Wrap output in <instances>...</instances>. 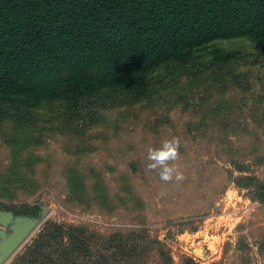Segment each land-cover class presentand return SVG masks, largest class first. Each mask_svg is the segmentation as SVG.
<instances>
[{
	"label": "trees",
	"instance_id": "obj_1",
	"mask_svg": "<svg viewBox=\"0 0 264 264\" xmlns=\"http://www.w3.org/2000/svg\"><path fill=\"white\" fill-rule=\"evenodd\" d=\"M237 40L264 50V0H0V135H9L5 141L11 147L9 167L0 171V194L13 199L17 191L36 193L50 170H37L42 158L28 149L36 138L25 130L6 134L4 121H22L32 109L56 103L76 110L106 91L133 94L206 52L218 62L239 60V50L217 46ZM184 108L198 119L183 125L179 153L185 154L189 135L193 141L214 140L237 172L227 170V182L247 191L264 210V174H245L231 140H252L248 155L264 163V97L253 104ZM197 109L205 111L199 115ZM151 172L157 176L158 169ZM60 174L67 187L65 205L94 207L107 216L125 208L134 214L135 226L100 232L90 224L47 220L11 264H200L188 256L176 262L168 245L147 228L135 189L145 179L140 161L116 174L113 192L99 170L70 165ZM40 209L24 205L17 214L36 217ZM238 239L239 248L252 251V243L264 256V237L249 243L241 232Z\"/></svg>",
	"mask_w": 264,
	"mask_h": 264
},
{
	"label": "rangeland",
	"instance_id": "obj_2",
	"mask_svg": "<svg viewBox=\"0 0 264 264\" xmlns=\"http://www.w3.org/2000/svg\"><path fill=\"white\" fill-rule=\"evenodd\" d=\"M217 46L237 49L242 57L218 62L206 52L186 67L161 74L150 86L133 94L106 91L76 110L56 103L32 109L22 121L9 118L2 123L6 134L25 130L34 136L36 141L28 149L42 158L37 170L50 168L48 180H40L43 187L36 193L17 191L13 199L10 194H0V208L17 216L24 205L46 207L44 214L41 209L37 211V226L3 264H11L47 220L90 224L100 232L110 227L135 226L134 214L125 208H117L113 216H107L94 207L65 205L67 187L60 174L70 165L99 170L113 192L116 174L127 172L128 163L134 160L140 161L145 171V179L137 181L135 189L144 202L146 226L168 245L176 262L188 256L200 264L222 259L224 264H264V256H259L251 243L264 237L263 207L251 200L247 191L227 182V170H234V166L223 159L214 140L203 137L193 141L189 135L183 145L185 154L179 153L176 161L184 176L182 181L164 182L147 168L148 148L159 147L173 135L184 140L183 125L189 119H198L184 112V104H205L213 109L216 104H253L259 96L264 97V50L239 40L218 42ZM197 111L200 115L205 110ZM168 117L170 121L166 122ZM8 136L0 135V171L10 164L11 147L5 141ZM231 140L236 148L233 153L240 154L239 160L246 164L245 174L261 178L264 163L247 153L252 140L235 136ZM198 160L201 166H197ZM113 170L116 171L112 173ZM0 230L9 232L2 226ZM241 232L247 236L252 251L238 247Z\"/></svg>",
	"mask_w": 264,
	"mask_h": 264
},
{
	"label": "water",
	"instance_id": "obj_3",
	"mask_svg": "<svg viewBox=\"0 0 264 264\" xmlns=\"http://www.w3.org/2000/svg\"><path fill=\"white\" fill-rule=\"evenodd\" d=\"M45 209V206H41L42 214ZM38 222L37 217L14 216L11 212L0 209V225L10 229L8 233L5 230H0V264H3L17 250Z\"/></svg>",
	"mask_w": 264,
	"mask_h": 264
},
{
	"label": "clouds",
	"instance_id": "obj_4",
	"mask_svg": "<svg viewBox=\"0 0 264 264\" xmlns=\"http://www.w3.org/2000/svg\"><path fill=\"white\" fill-rule=\"evenodd\" d=\"M181 141L178 136L173 135L165 139L157 148H148L147 150V168L149 171H156L159 178L164 182H171L173 179L182 181L184 179L179 165L176 161L179 159V149Z\"/></svg>",
	"mask_w": 264,
	"mask_h": 264
},
{
	"label": "flooded vegetation",
	"instance_id": "obj_5",
	"mask_svg": "<svg viewBox=\"0 0 264 264\" xmlns=\"http://www.w3.org/2000/svg\"><path fill=\"white\" fill-rule=\"evenodd\" d=\"M2 211H4L2 208H0ZM6 212H11L14 216H17L13 211H6ZM1 226V225H0ZM9 229V227H7ZM9 232H10V229H9Z\"/></svg>",
	"mask_w": 264,
	"mask_h": 264
}]
</instances>
